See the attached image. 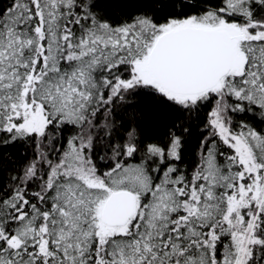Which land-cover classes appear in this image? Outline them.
I'll return each mask as SVG.
<instances>
[{"label":"snow or ice","instance_id":"snow-or-ice-1","mask_svg":"<svg viewBox=\"0 0 264 264\" xmlns=\"http://www.w3.org/2000/svg\"><path fill=\"white\" fill-rule=\"evenodd\" d=\"M0 264H264V0H0Z\"/></svg>","mask_w":264,"mask_h":264}]
</instances>
